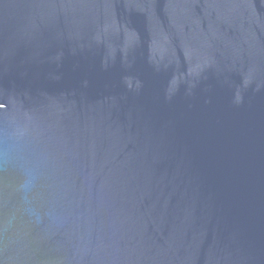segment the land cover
Instances as JSON below:
<instances>
[{
    "label": "water",
    "instance_id": "95a60500",
    "mask_svg": "<svg viewBox=\"0 0 264 264\" xmlns=\"http://www.w3.org/2000/svg\"><path fill=\"white\" fill-rule=\"evenodd\" d=\"M0 264H264V0H0Z\"/></svg>",
    "mask_w": 264,
    "mask_h": 264
}]
</instances>
